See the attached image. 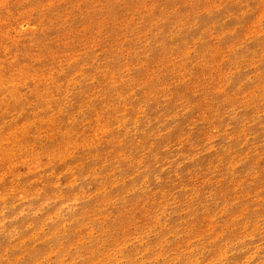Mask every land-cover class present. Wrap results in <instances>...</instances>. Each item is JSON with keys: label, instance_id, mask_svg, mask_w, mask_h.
<instances>
[{"label": "rangeland", "instance_id": "obj_1", "mask_svg": "<svg viewBox=\"0 0 264 264\" xmlns=\"http://www.w3.org/2000/svg\"><path fill=\"white\" fill-rule=\"evenodd\" d=\"M0 264H264V0H0Z\"/></svg>", "mask_w": 264, "mask_h": 264}]
</instances>
